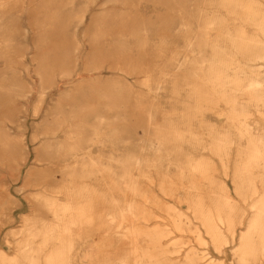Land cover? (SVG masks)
Here are the masks:
<instances>
[{
  "label": "rangeland",
  "instance_id": "374dc122",
  "mask_svg": "<svg viewBox=\"0 0 264 264\" xmlns=\"http://www.w3.org/2000/svg\"><path fill=\"white\" fill-rule=\"evenodd\" d=\"M14 1L11 2L14 9H0V22L7 26H0V80L7 79L12 86L21 88L22 93L15 98L4 125L18 152L22 153L23 161L13 164L0 155V255L13 257L17 245L28 240L38 252L35 254L38 264H44L49 249L40 251L42 237H27L24 224L28 220L30 226L42 227L45 221H40L39 210L45 199L55 202L60 209L55 212L49 208L46 220L58 226L60 232L70 230L74 246L69 264H189L193 258L196 264L211 261L238 264L235 247L239 245L240 231L246 228L252 216V205L257 197L243 190L247 189L245 185L242 194L236 193V174L242 165L239 162L244 159L240 154L242 150L258 148L264 152V100L258 109L260 113L254 104L249 106L246 124L240 125L241 130H247V135L240 139L234 127L239 126L228 119L233 109L224 102L218 106L203 103L205 97L194 92L195 81L191 75L198 66H208L214 45L234 51L223 37L225 28L219 26L221 19L232 32L245 31L251 46L259 49L255 43L262 38L257 24L263 20L264 0H246L244 9L231 12L221 5L218 7V0H166L169 5L165 0ZM253 10L259 14L255 22H249L246 18ZM8 29L14 31L10 35L13 45L4 34ZM164 35L166 37L162 38ZM54 38L55 47L66 44L70 46L71 57H76L77 62L74 59L72 62L76 63L74 75L70 79L52 78L46 69H41L36 45L52 46ZM7 56L15 59V72L6 70L9 69ZM255 65L263 66L262 76L256 78L249 73L248 82L264 78V62ZM40 76L46 80L44 99L40 98ZM232 77L233 74L225 81ZM124 82L128 87H120ZM78 90L91 91L89 100L105 104L99 109L103 122L87 112L85 122L77 124L73 120L75 108L58 107L59 101L70 98ZM29 93L34 96L26 100ZM120 98L122 100H118ZM78 102L80 105L88 103L82 98ZM228 121L230 123H226ZM68 129H78L90 146L91 155L87 159L90 173L84 178L80 169L72 172L53 168L47 161L48 147L64 145ZM143 129L147 132L143 133ZM210 130L231 133L232 148L226 157L214 151ZM223 161L229 168L222 166ZM201 162L208 163L211 168L206 178L195 175L189 168ZM261 164L263 171L254 168L250 173L253 179L258 178L259 193L264 189L261 185L264 158ZM126 166L127 169H123ZM261 175L263 178L259 179ZM84 182L89 187L81 191ZM223 191L227 192V204L220 199ZM199 196L203 197L201 206L205 212L216 214L217 206L222 204L225 214H244L243 225L236 226V238L232 240L230 234L225 233L228 243L221 253L214 249L215 244L205 235L204 227L195 216L194 211L200 205ZM130 207L132 210L128 211ZM174 221L181 222L184 229L178 231ZM202 256L205 258L200 261Z\"/></svg>",
  "mask_w": 264,
  "mask_h": 264
},
{
  "label": "bare ground",
  "instance_id": "6f19581e",
  "mask_svg": "<svg viewBox=\"0 0 264 264\" xmlns=\"http://www.w3.org/2000/svg\"><path fill=\"white\" fill-rule=\"evenodd\" d=\"M167 1H169V0H167ZM167 1L165 0L166 3H167ZM171 1H173V0H170V2ZM175 1H178V0H175ZM11 2L15 3L16 1H14V0H0V9L1 8L2 9H5V10H7V9H11V10L14 9L13 8L14 5L11 4ZM184 2L185 1H183L182 3H184ZM218 2H219V6L218 7H220V5H221V6H223L224 8H226L230 12L233 11V10H235V9H237V8H243L244 9L246 7V0H218ZM167 4L169 5L170 3H167ZM209 4H210V2H209ZM204 5H205V3H204ZM215 5L217 7V4L216 3H215ZM207 6H209L208 5V2H207ZM186 7H188V6H186ZM183 13H186V12H184V10H183ZM258 14L259 13H258L257 10H255V12L253 10V12L250 13L247 16L246 19L249 22H255L256 19H257V17H258L257 16ZM57 15H58V13H57ZM60 15L61 14H59L58 16H60ZM23 16H25V15H23ZM186 17L187 16H185L184 18H186ZM203 18H202V20H203ZM176 19L177 18H175V21H176ZM187 20H189V22H190V18L187 19ZM212 20L215 21L214 17H213ZM209 21L211 22V19H209ZM68 23H71V22H68ZM4 24L5 23L3 21L0 22V26L7 27L6 25L4 26ZM21 24H22V22H21ZM212 25H214V24H212ZM225 25H226L225 20L221 19V22H220L219 26H223L225 28V31H223V35H224L223 37L228 40V42L230 43V45L234 48V51H230V50H228L227 48H225L222 45H214V50L212 49L213 50V54L211 55L212 57L209 60H207L209 57H207V58L205 57L206 60L208 61V64H207L208 66L202 68V66H203L202 65L201 67L198 66V69L195 68L194 72L191 75V79L193 77V79L195 81L194 82V84H195L194 92L196 94L204 95L205 100H204L203 103H206L207 105L213 104L214 106L216 104L218 106L220 103L224 102V104L229 105L233 109V111L231 112V114L228 115V119L230 120V122L232 124H234V125L237 124L239 126V127L234 126L236 128V132H237L239 138L240 139H245L246 138V135H247V130L244 129L245 132H244V130H241L240 125L241 126H244L246 124L245 121H246L247 117L250 114V112L248 111V108H249V106H251V104H254V106L257 108L258 113H260L259 110L263 106L261 104L263 103V100H264V93H263L264 92V78L262 77V80H252V81H249V82L246 81L249 73L251 75H254V77H256V78L262 76L261 75L262 74L261 68L263 66L262 65L256 66L255 64L257 62H260V61H263L264 62V16H263V20H261L257 24L258 27H259V29H260V31H261V34H262V38L255 43L256 45H259L260 46L259 49H257V50H256V48H254L253 46H251V42L245 36V34H246L245 31L240 30V31H236L234 33V32L231 31V29H229V27L227 25L226 26ZM140 26H142V24ZM210 26H211V24H210ZM205 27H206V24H205ZM63 28H65V27H63ZM141 28L144 29V27H141ZM13 32L14 31H12V29H8V30L4 31V34L6 35V40H8V41L10 40L9 43L12 42V38H11L10 35ZM168 32H166V33H168ZM184 33H187V32H184ZM205 33H206L205 36H207V32H205ZM8 35H9V37H8ZM170 36H173V35L170 34ZM165 37L166 36L164 35V37H162V38H165ZM55 38L52 40V46L45 47V46L39 45V44L36 45V49H38V51H39L38 61L42 65L41 69L42 68L43 69H46L50 73V75H51L52 78H54L55 76H57L60 80L70 79L74 75L73 68L76 66V63H75V62H77L76 57L75 56L71 57L70 46H68L66 44H60V45H57V47H55V45H54V43H56L55 42L56 41ZM66 38L69 39V37H67V36H66ZM175 38H177V37L175 36ZM18 40H19V38H18ZM64 41L65 40H63L62 43H65ZM161 42H164V40L161 41ZM19 43L21 44V42H19ZM17 45H18V43H17ZM122 49H121V51L123 53V50ZM202 52H203V50H202ZM7 53H8V51H7ZM73 59L75 60V62H74L75 64L74 65L72 64ZM148 59H150V56H149ZM151 59H152V57H151ZM189 60H190V58H189ZM14 61H15L14 58H12V57L9 58L8 57V60H7L6 63H8L7 66L9 67V69H6L7 71L15 72V71H13L15 69V66L14 65L17 64V63H14ZM199 61H200V59H199ZM150 63H152V62H150ZM143 66H145V65H143ZM149 66H151V65H149ZM135 67H136V65H135ZM123 68H124V66H123ZM193 68L194 67H192V69ZM150 69H151V71L153 70L152 67ZM204 70H205V72H204ZM7 71H6V73H7ZM123 72H125V71H123ZM142 73H144V72H142ZM179 73H182V71L179 72ZM230 73L233 74L232 79L229 80V81H225V79L227 77H230L231 76ZM2 75H4V74H2ZM175 76H176V74H175ZM6 80L7 79L0 80V155L2 156V158H3L4 161H7V162H10V163L15 164L18 160L23 161V156H22V153H19L18 152V149L16 148V145L10 139V137H9V135L7 133V127L4 125V118L9 113V110L13 107V105L15 103V101H14L15 98L18 95H20L22 92H21V88L12 86L11 83L7 82ZM189 81H190V79H189ZM45 84H46L45 78H43V76H40V85H41V91H42L41 96H40L41 99H44V94H45V89H46V85ZM122 84L123 85L120 84V87L121 86L128 87L127 83L124 82ZM194 84H192V87H193ZM190 88H191V86H190ZM155 89H156V87H155ZM95 91H93V92H95ZM189 91L191 92L192 90H189ZM131 95H133V94H131ZM33 96L34 95L32 93H29L28 94V97H26V100H29V99L33 98ZM90 96H91V91H90V93H88L85 90H78L72 96H70V98L65 99V100L63 99V100L59 101L58 107L60 109H64L66 107L67 108H73V109L75 108L76 110H74V118H73V120L77 124H82V123L85 122L84 116H85V114H87V112L88 113L90 112V113L94 114L95 115V119L97 121L103 122V120H102L103 118H102V116L100 115V112H99V109L101 108V106H102L103 103H101V102L96 103L95 101L92 102L91 100H89V97ZM125 96H127V95H125ZM190 97H192V96H190ZM79 98H82L85 101V103H87V102L88 103L85 104V105H80L79 102H78L79 101ZM123 99H125V98H123ZM118 100H122V99L120 98ZM242 100H245V102H242ZM190 101H191V99H190ZM94 102H95V104H94ZM110 104L112 105V103H110ZM94 105H96V106H94ZM103 105H105V104H103ZM125 105H127V104H125ZM203 105H205V104H203ZM203 105H201V106H203ZM222 105H223V103H222ZM121 106H123V105H121ZM112 107H113V105H112ZM217 108H219V107H217ZM227 108H229V107H227ZM205 110H207V109H205ZM213 110H215V109H213ZM122 111L124 112V110H122ZM155 112H156V110H155ZM216 112H217V110H216ZM125 114H127V113L125 112ZM156 117H157V115H156ZM225 118H226V116H225ZM190 119H189V121H191ZM154 120H157V119H154ZM230 122L228 121L226 123H230ZM131 124H132V121H131ZM134 124H136V123H134ZM125 126H126V124H125ZM125 126H123V127H125ZM134 127H136V126H134ZM132 128H130V129H132ZM145 128L146 127H144V129ZM154 128H156V127H154ZM144 129H143V131H144ZM146 129L148 130V128H146ZM121 130L124 131L123 129H121ZM147 130H146V132H147ZM114 131H115V129H114ZM146 132L144 131L143 133H146ZM214 132L213 133H212V131L209 132V134L212 135V137H210V139L213 138V144H211V145H213L214 151L218 155H221L223 157H226L227 156V153L230 150V148H232L231 147V144L233 142V137H232V135H231V133L229 131L228 132L226 131L227 133H225V134L224 133L222 134L219 131L217 133L215 132L216 134H214ZM124 133H125V131H124ZM136 133H137V131H136ZM156 133H158V132H156ZM115 134H117V133H115ZM159 134H160V130H159ZM161 134L163 135L162 132H161ZM66 135H67L68 138H67V142L64 145H62L60 147H56L54 145H50L48 147V152H46V155L48 157V160L47 161H48L49 164L52 165L53 168L68 169V170H70L72 172H78V170L80 169L81 174H82V177L84 178V177H86L90 173V168L87 165V159L91 155L90 146L87 144L88 143V140L84 138V136L82 135V133L78 129H75V130L74 129H68L67 132H66ZM120 136H121V134H120ZM131 136L132 135L128 136V139L127 140H129V137H131ZM123 137H125V136L123 135ZM163 137H164V135H163ZM135 138H136V135H135ZM137 139H138V137H137ZM167 139H168V137H167ZM141 141H143V140H141ZM165 141H166V139L164 140V143L167 142V141L166 142ZM170 141H172V140H170ZM126 142H128V141H126ZM134 142H136V140ZM160 142H163V141H160ZM160 142H158V143L160 144ZM210 142H212V141H210ZM144 143H145V141H144ZM144 143H142V144H144ZM201 143H202V141H201ZM153 145H150V147L151 146L153 147ZM168 145H170V144H168ZM161 146H164V145H161ZM144 147L145 146H143V148ZM158 147H159V145H158ZM140 148H141V146H140ZM210 148H211V146H210ZM146 149H148V148H146ZM151 150H149V152ZM155 150L157 151V149H155ZM206 150H207V148H206ZM156 151L153 152V153H156ZM242 151H241L240 154H241V156H244V159L242 158L241 159L242 162H239V164L242 163V165H241V167L239 166L240 169L237 171V174L234 172L236 174V178L239 180V181L238 180L235 181V184H236L235 186L237 187L236 193L238 191V192H241V194H242L241 189H242L243 185H245V186H247V189H243V190H246L248 192H251V194H249L248 192H247V194L254 195V196L257 197V199L254 201V203L252 205V208H253L254 211L252 213V216H251L250 220L247 222L246 228L244 230L240 231L241 234H240V236L238 238L239 245L237 247H235L237 251H235L234 254H235V256L238 259V261H237L238 264H259L261 262H263V264H264V189L262 190V193L261 192L259 193L258 192L259 190L257 189V180H258V178L253 179L252 177H250V173H251V171L254 168H257V169H260V170L263 171V165L261 164V161H263L264 152L262 150L258 149V148H254L252 151H249V150H247V151L246 150L245 151L242 150ZM160 152H159V154L161 155L162 152L161 153ZM212 155H213V152H212ZM214 156H215V154H214ZM223 157H222V159H223ZM236 159H238V158H236ZM130 160H131V158H130ZM130 160H129V162H130ZM125 161L126 160H124V162ZM127 163L128 162H126L125 164H127ZM139 163H141V162H139ZM236 163H237V161H236ZM123 164L124 163H122V165ZM132 164H133V166H135L134 163H132ZM132 164H130V165L132 166ZM136 164H137V162H136ZM133 166H132V168H133ZM222 166H228V165L225 164L224 161H223L222 162ZM124 168L127 169V166L126 167H123V169ZM189 168L191 169L192 172L195 173V175H198V176L204 177V178L208 177L209 176V173L211 171L210 166L206 162H201L200 164H195L194 166H189ZM189 168H188V170L190 171ZM225 168H223V169H225ZM228 168H229V166H228ZM180 170H183V168H180ZM223 172H225V171H223ZM261 178H263V175H261L259 177V179H261ZM234 179H235V177H234ZM241 179H242V181H241ZM215 183H216V181H215ZM261 185H263V188H264V181H262V180H261ZM81 186H82V190L81 191H85L89 187L88 184L85 183V182L82 183ZM215 186H216V184H215ZM222 190H223V188H222ZM223 192H222V196L220 197V199L223 200L227 204L228 203L227 192L226 193H225V191H223ZM237 194H239V193H237ZM0 195H1V193H0ZM201 199H203V197L199 196L200 205H199V208H196L195 211H194L195 216L201 222L200 224H202V226L204 227L203 231L205 232V235H207L213 241V243L215 244L216 247L214 249H216L217 252L221 253L222 252V247L225 244L228 243V239H227L226 234H230L232 240H234L236 238V235H237L236 226L238 228V226H242L243 225V223H244V221H243L244 214H240V215H237L236 214L235 215L233 212H229V213L225 214L224 207H223L222 204H221V206H217V208H216V214H213V212H211V211L205 212L204 211V207L201 206ZM49 208L51 210L54 209L55 212L60 211L59 206L55 202H48L45 199H43L41 201V208L39 210L41 212V215L39 217H40V221H42V222L45 221V222H43L42 227L38 229V228H35L34 225L33 226H30V222L28 220H26L24 225H25V230H27V237H31V238L32 237H36V236L37 237H42L43 241H42L41 246H40V251H43L45 249H49V253L47 254V256L45 258L44 264H69V254H70V252H71V250L73 249V246H74L73 245V241L71 240V237H70V230L67 229L64 232H60V230L58 229V226H56L53 223H51L50 221H47L46 220V218L48 217L47 216V210ZM127 210L128 211L129 210H132V208L130 207ZM135 214L136 213H134V215ZM177 215H175V216L177 217ZM131 216H133V215L131 214ZM173 223H174V227L178 231H182L184 229V228L181 227V225H182L181 222H179V223L176 222L175 223V221H174ZM222 226H224V228L226 230L225 232H223V229H222L223 227ZM194 233L196 234V232H194ZM127 234H129V232ZM167 235H166V237H167ZM196 235H198V234H196ZM129 238H130V236H129ZM199 240L202 243L204 241V239L200 235H199ZM158 241H160V239H158ZM23 243L24 244H22V245L21 244H18L17 245L16 254L13 257H10V256H7L6 257L4 255H0V264H38V261H37V259L35 257V254H38V252L35 251L31 247L30 241L26 240ZM155 246H157V245H155ZM160 248L161 247L158 248V246H157V249H160ZM176 250H179V249H176ZM166 253H167V251H166ZM152 255L153 254H151L149 256L152 258L153 257ZM169 255L170 254H168V256ZM140 256H142V255H140ZM169 257H171V256H169ZM193 257L194 256H192V258ZM163 258L161 257V259H163ZM204 258H205V256L199 257V260L201 261ZM167 259H168V257H167ZM189 259H191V256L189 257ZM132 261L134 262V259ZM168 261H169V259H168ZM170 261H172V260H170ZM196 261H197L196 258H193L190 261L189 264H196ZM137 264H140V263H137ZM162 264H164V263H162ZM199 264H215V263H213L211 261V262H200Z\"/></svg>",
  "mask_w": 264,
  "mask_h": 264
}]
</instances>
